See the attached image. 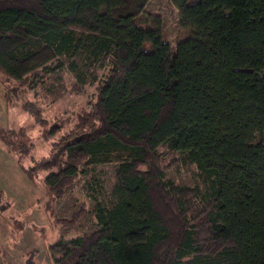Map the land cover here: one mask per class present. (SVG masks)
Returning a JSON list of instances; mask_svg holds the SVG:
<instances>
[{
  "label": "trees",
  "instance_id": "1",
  "mask_svg": "<svg viewBox=\"0 0 264 264\" xmlns=\"http://www.w3.org/2000/svg\"><path fill=\"white\" fill-rule=\"evenodd\" d=\"M150 1L0 0L6 93L83 38L107 69L71 137L24 170L50 171L49 216L76 178L112 152L129 156L115 171V204L95 205L97 230L55 244L53 264H264V0H169L189 32L174 49L161 16L145 14ZM0 140L30 153L9 134ZM161 147L195 165L203 191L166 179ZM84 211L55 222L73 226Z\"/></svg>",
  "mask_w": 264,
  "mask_h": 264
},
{
  "label": "rangeland",
  "instance_id": "2",
  "mask_svg": "<svg viewBox=\"0 0 264 264\" xmlns=\"http://www.w3.org/2000/svg\"><path fill=\"white\" fill-rule=\"evenodd\" d=\"M144 11L161 16V35L172 49L189 36L178 26V11L169 0H151ZM77 39L81 40L79 36ZM90 45L83 38L71 57L60 58L15 92L6 93L0 75V135L9 134L14 143L31 145L27 156L9 153L4 158L0 154V264H53L55 244L97 230V203L107 209L115 204L110 192L117 166L129 159L125 152H112L107 162L94 165L66 186L62 197L52 203L55 219L47 212L49 198L44 179L50 171L32 172V179L24 171L51 160L55 147L71 137L69 131L78 115L94 104L95 91L107 69L92 61ZM0 149L5 150L2 144ZM158 155L166 179L188 195L193 189L203 191L204 177L195 165L183 162L179 153L165 147L158 150ZM83 208V215L73 226L56 224Z\"/></svg>",
  "mask_w": 264,
  "mask_h": 264
},
{
  "label": "crops",
  "instance_id": "3",
  "mask_svg": "<svg viewBox=\"0 0 264 264\" xmlns=\"http://www.w3.org/2000/svg\"><path fill=\"white\" fill-rule=\"evenodd\" d=\"M3 145L4 146V144L1 142V140H0V145ZM4 148H5V146H4ZM0 154H2L3 156H4V158L6 157H9L10 156V154H9V152L6 150V148H5V150L4 149H0Z\"/></svg>",
  "mask_w": 264,
  "mask_h": 264
}]
</instances>
